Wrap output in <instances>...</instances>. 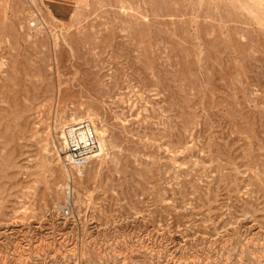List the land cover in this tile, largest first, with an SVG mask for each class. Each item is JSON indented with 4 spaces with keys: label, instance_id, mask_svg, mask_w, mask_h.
<instances>
[{
    "label": "rangeland",
    "instance_id": "374dc122",
    "mask_svg": "<svg viewBox=\"0 0 264 264\" xmlns=\"http://www.w3.org/2000/svg\"><path fill=\"white\" fill-rule=\"evenodd\" d=\"M0 264H264V0H0Z\"/></svg>",
    "mask_w": 264,
    "mask_h": 264
},
{
    "label": "built area",
    "instance_id": "2783aa9c",
    "mask_svg": "<svg viewBox=\"0 0 264 264\" xmlns=\"http://www.w3.org/2000/svg\"><path fill=\"white\" fill-rule=\"evenodd\" d=\"M98 135L94 126L76 123L65 131L62 155L71 165L84 167L98 150Z\"/></svg>",
    "mask_w": 264,
    "mask_h": 264
},
{
    "label": "bare ground",
    "instance_id": "6f19581e",
    "mask_svg": "<svg viewBox=\"0 0 264 264\" xmlns=\"http://www.w3.org/2000/svg\"><path fill=\"white\" fill-rule=\"evenodd\" d=\"M33 26L35 25V24H32ZM38 27V26H37ZM90 121L92 120V117H90V116H88L87 117ZM79 120H81V119H79ZM79 120H75V118H72L71 119V122L70 123H75V122H77V121H79ZM62 126V125H61ZM64 129V128H63ZM64 132V131H63ZM97 132V134H99V152L98 153H96L93 157H92V159L90 160V161H93L94 159H96V158H99L100 157V155H101V153L103 152L104 153V151L106 150V136H107V132H106V130L105 129H102V130H98V131H96ZM65 134V133H64ZM89 161V162H90ZM88 162V163H89ZM87 163V164H88ZM86 164V165H87ZM75 167V166H74ZM75 168H77V167H75ZM83 168V167H82ZM82 168H77V173L79 174V175H81L82 174ZM77 174V175H78ZM68 186V185H67ZM69 194V198H71V191L68 193ZM56 195V194H55Z\"/></svg>",
    "mask_w": 264,
    "mask_h": 264
}]
</instances>
